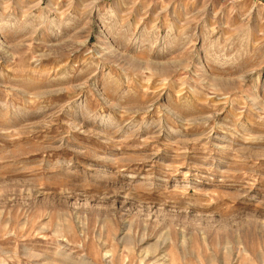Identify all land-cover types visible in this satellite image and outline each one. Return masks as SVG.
Segmentation results:
<instances>
[{
    "label": "rangeland",
    "instance_id": "obj_1",
    "mask_svg": "<svg viewBox=\"0 0 264 264\" xmlns=\"http://www.w3.org/2000/svg\"><path fill=\"white\" fill-rule=\"evenodd\" d=\"M0 264H264V0H0Z\"/></svg>",
    "mask_w": 264,
    "mask_h": 264
}]
</instances>
